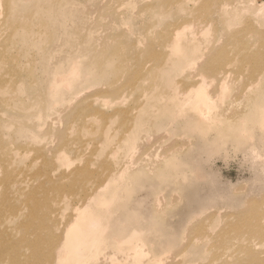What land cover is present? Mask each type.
Returning a JSON list of instances; mask_svg holds the SVG:
<instances>
[{"label": "rangeland", "instance_id": "obj_1", "mask_svg": "<svg viewBox=\"0 0 264 264\" xmlns=\"http://www.w3.org/2000/svg\"><path fill=\"white\" fill-rule=\"evenodd\" d=\"M0 1V151L5 147L15 158L8 165L9 173L31 183L27 188L33 184L40 186L38 190L45 183L49 187L60 185V190L39 191L37 195L39 204L42 202L40 210L50 202L45 209L58 227L77 213L72 204L92 192L96 184L104 187L114 169L122 171L116 180H110L109 185H113L105 186L109 193L103 190V199H112L101 205L112 214L106 236L120 227L123 233L119 237L140 244H122L121 249L125 248L114 255L119 256L115 260L106 255L117 248L107 244L100 253L94 249L87 264L103 259L101 264H159L155 261L161 255L173 264L207 262L215 249L206 238L196 241V229L213 224L224 227L252 207L264 209V121L261 124L257 114L246 116V124H251H247V133L244 128L233 134L220 126L217 117L219 113L231 116L234 109L249 115L252 108H258L256 102L264 110V74L259 80L258 74H253V63L245 60L246 55L264 54L261 36L254 31H264V0H236L227 6L229 16L213 13L211 29L204 37L196 26L188 29L191 32L186 37H198L203 49H209L205 58H225L219 70L227 71L229 78L223 82L219 74L209 77L198 62L185 64L182 54L165 46L173 29L183 24V17L191 16L194 4L188 3L183 10V5H167L161 0H8V7ZM63 1L70 7L64 14ZM58 9L65 17L61 18ZM234 37L240 41L236 43ZM202 39L205 45L212 40L209 48ZM157 54L161 57L155 59ZM72 68L81 74L80 79L71 85L65 81L64 91L52 102V78H67ZM204 92L211 98L203 97ZM191 93L196 96L191 97ZM173 102L178 109L177 104L171 106ZM127 139L132 143L129 146ZM77 168L85 170L74 174ZM45 169L66 174L49 183ZM1 172L0 181L5 174ZM35 178L37 183H33ZM1 191L2 187L0 195ZM13 193L19 197L13 202L22 210L17 218L19 226L15 227L16 223L5 231L0 248L13 245L31 255L26 242L29 233L20 227L31 221L30 208L26 195ZM129 226L135 231H128ZM127 232L134 235L126 236ZM237 244L234 240L229 247L235 249ZM186 246L190 247L188 253L183 250ZM259 249L263 251L264 246ZM1 258V264H9L7 253Z\"/></svg>", "mask_w": 264, "mask_h": 264}, {"label": "bare ground", "instance_id": "obj_2", "mask_svg": "<svg viewBox=\"0 0 264 264\" xmlns=\"http://www.w3.org/2000/svg\"><path fill=\"white\" fill-rule=\"evenodd\" d=\"M127 1H129V0H127ZM234 1H236V0H233V1L232 0H222V1L221 0H161V3L167 4V5L172 4V3L174 4V2H176L178 5H181V6L183 5V10H185V7L186 6L188 7V5H187L188 3L189 4L191 3L192 5L193 4L195 5L194 6L195 7L194 9L189 7L190 10H191V12H189V13L191 14V16H189L187 18H184L183 17V24L177 25L173 29V31L171 32V35H170L171 38L170 37L168 38V43H166L165 46H169L171 52L174 51V53H175V50H177L176 53L178 52V54L179 53L182 54L183 55V61L185 62V64H193V63L196 64L195 62H198L197 64L198 65L200 64V66L203 69H206L207 72L210 74L209 77L217 76L219 74V76H220L219 80H221V82L226 81V79L228 77V73H226L227 71H222L223 69L222 70H219V67H221L223 64H225V61H223L225 58L224 59H222L223 57H221V58H218V57H212V58H210V57L208 58L207 57V58H205L206 57L205 56L206 55L205 52H207L209 49L208 50L206 48H205V50L203 49L204 46L202 45V42L200 41L201 42L200 43V42H198V40H196L198 37H196V39L195 38L193 39V37H195V36H193L194 33L191 34L193 37L190 35V37H192V38H188L189 35L187 37H186V35L188 34L187 33L188 31L191 32L188 29H190L191 27L193 28L194 26H196L197 27L196 29L199 28L201 30V32L203 33V34H201V36L204 37V35H205L204 33L208 32L209 29H211L209 27L211 25L210 24V21L213 19L212 18L213 17L212 14L213 13L220 12L223 16H229L231 11L229 10V8L227 6L230 5V4H232ZM64 2H66V1H63L62 2V4H63L62 6L60 5L61 7L65 6L64 7L63 14L66 11V9L68 8V3L66 2L67 3V6H66V4ZM130 2H131V0H130ZM198 2L200 4L197 7L196 4ZM59 3H61V2H59ZM4 5L6 7H8V0H4ZM59 9H58V11L60 12L59 14H60L61 18L65 17V16L61 15L62 12L60 10H62V9H60V10ZM68 9H70V7ZM218 15H220V14H218ZM62 21L65 22V20H62ZM63 26H64V23H63ZM229 26L230 25H228V27ZM248 26H247V29L254 30V27L253 28H249ZM193 31H195L197 33L199 30L196 31V30L193 29L192 32ZM254 31L261 36V41H262V44H263L264 43V31H260V30H254ZM182 33H183V36H180ZM198 33L200 35V32H198ZM180 37H183V41H180V39H181ZM184 37H186L188 39H184ZM205 37H207V36H205ZM200 38H199V40H200ZM207 38H210V37H207ZM207 38H205L206 41L208 42V40H209V42H210V39L211 38L210 39H207ZM233 39H234V41L236 43H238L240 41V38L239 37H234ZM203 40L204 39H202V41ZM65 41H67V40H65ZM207 42H206L207 45L208 44H210V45L212 44V40H211V43H207ZM65 43H67V42H65ZM242 43H243V40L240 42V44H242ZM203 44L205 45V42ZM207 45H205V46H207ZM171 47L173 48V50H171L172 49ZM207 48H209V46H207ZM221 50H223V49H221ZM77 51H79V48H78ZM81 51H83V50H81ZM85 54H87V52ZM79 55H81V54H79ZM213 56H215V54ZM160 57L161 56L159 54L155 55V59H158ZM227 57H228V55H227ZM74 58H75V56H74ZM67 59L69 60V58H67ZM83 60H84V58H83ZM245 60L249 61L250 63H253V65H252L253 66V70H252L253 71V74L254 75H257L258 74V77L257 78L259 79L260 78L259 75L261 76V75L264 74V54L262 55V54L257 53V54L246 55L245 56ZM166 61L168 62V59ZM54 63L52 64V66L55 65ZM60 65L61 64L59 63V68H60ZM64 66H65V64H64ZM75 67H76V65H75ZM85 67H87V66H85ZM57 68H58V65H57ZM72 70H73V71H71L72 74H70L67 78L62 77L61 79H59L57 77V75H55L56 77L52 78V82L50 81L51 82L50 83L51 86H49V87H51V89L53 90V93H52L53 95L50 93L52 95V98L51 99H53V100H51L52 102H55V96L57 94H59L60 92H63L64 91V90L63 91H61V90H62V85H65L66 84V83L63 84L65 81L66 82H69V84L71 85L72 82H74L75 80L77 81V80L80 79L81 74H79V72L76 73V70L77 69L76 68H74V69L72 68ZM59 71H60V69H59ZM52 74H54V73L52 72ZM67 75L68 74H66V76ZM222 84L224 85V83H222ZM175 86L179 87L178 85H175ZM175 86H174V88H175ZM63 88H64V86H63ZM171 88H173V87H171ZM197 88L198 87H196V89ZM48 89H50V88H48ZM220 89H222V88H220ZM248 89H249V87H248ZM3 90H6V88H3ZM68 90H69V88H68ZM190 90L193 92L194 89L192 87H190ZM190 90L187 91V92H190ZM174 91H175V89H174ZM198 91L203 92L201 89L200 90L198 89ZM50 92H52V91H50ZM69 93H71V92H69ZM98 93L99 92H97L96 94H98ZM154 94H156V93L153 92V95ZM191 94H192L191 97H193L195 95V94L193 95V93H191ZM206 94H208V92L205 93V95L203 97H208L209 96V95L207 96ZM254 94H255V92H254ZM51 95H50V97H51ZM159 95L162 96V98H163V94L159 93ZM175 95L176 94H174L173 97H176ZM59 97H57L56 100ZM89 97H92V96L90 95ZM155 97L157 98L156 95H155ZM177 97H179V96H177ZM182 97H183V95H182ZM185 98H187V97H185ZM188 98H189V96H188ZM208 98H211V97H208ZM97 99H99V98H97ZM160 100H162V99H160ZM183 100H185V99H183ZM168 101H169V99H168ZM173 101H175V100H173ZM202 101H203V98H202ZM262 101H261V103H262ZM178 102H180V101H178ZM192 102H193V100H192ZM203 102L205 103V101H203ZM51 103H50V105H51ZM256 103H254L255 104V107L258 106V108H255V110H254V108H252L251 110H253L255 112L252 111V113H251V111H250L251 114H249V115L242 114L243 113L242 111H238V110L234 109L235 111L232 112V115L231 116L228 114L230 117L229 116L228 117H225L226 116L225 115L224 116L225 118L222 116L223 117V119H222L221 115H223L224 113L223 114L219 113L220 115L217 114V117L219 119H221L219 121L218 118H217V121H219V123L221 124L220 126H224V130L227 129V128H228V130H233L232 133L234 131H236L237 129H239V131H243L244 128H245V130L247 129V127H248L247 124H249V123L246 124L247 121H245V120H248L249 121V119L246 116H249L250 117V115H256L257 114L258 115V118L257 119H259L258 121L262 124V122L264 121L262 115L264 113H261V111L263 110L261 107H263V106L262 105L259 106L260 102H259V104L258 103L256 104ZM163 104H165V103H163ZM171 104H172V102H171ZM176 104L177 103L175 102L171 106L174 107V105L176 106ZM193 104H194V102H193ZM212 104L214 105V103H212ZM56 105H58V101H57V104ZM200 105L201 104H199V106ZM204 105L206 106V104H204ZM159 106H161V105H159ZM164 106H161V107L164 108ZM230 106H231V104H230ZM53 107L54 106H52L51 108H53ZM166 107L167 106H165V108ZM214 107H215V105H214ZM157 108H158V106H157ZM176 108L178 109V104H177V107ZM158 109H160V108H158ZM201 109H203V108L201 107ZM256 109H257V111H256ZM165 110H167V108ZM168 110H169V106H168ZM144 111H145V109L143 110V114L145 113ZM151 111H153V110H151ZM139 112H142V110L139 111ZM212 112H213V110H212ZM263 112H264V110H263ZM135 116L137 117V115H135ZM210 116H212V115H210ZM146 118H147V115H146ZM250 118H252V116ZM144 119H145V117H144ZM134 120H136V119H134ZM253 120L255 122V119H253ZM253 120H251V121H253ZM55 121H53V122H55ZM215 121H216V118H214V122ZM251 121H250V123H251ZM59 122H61V121H59ZM136 122H134V123L136 124ZM202 123H203V121H202ZM135 124H133L132 126H134ZM216 124H218V123L216 122ZM53 125H54V123H53ZM140 125H141V123H140ZM144 125H146V124H144ZM206 125H207V123H206ZM249 125H251V124H249ZM263 125H264V123H263ZM135 126H137V125H135ZM135 126L133 128L136 129L137 127H135ZM210 126L212 127V125H210ZM138 128L140 129V127H138ZM208 128H209V126H208ZM262 128H263V126H262ZM141 130L143 131L142 128H141ZM129 132H130V130L128 131V133ZM135 132H137V131H135ZM246 133H247V130H246ZM130 134H133V133H130ZM139 134H140V132H139ZM235 134H236V132H235ZM129 135H127V137ZM137 136H139V135L137 134ZM132 138H134L133 135H132ZM132 138H131V140H132ZM131 140L130 139H127V143L124 140H121V141L122 142L124 141V143H126V145L129 146V143H131ZM148 140L150 141V139H148ZM133 141H134V139H133ZM137 143H138V141H137ZM142 144L139 147H142ZM126 145H124L125 148H129V147H126ZM6 149L7 148L4 147L0 151V172L3 170L4 172L3 171L2 172L5 173V174H3L4 177L1 176L3 178L0 181V187H2V191H1V195H0L1 196L0 197V199H1L0 200V239H2L4 237V233H5V231L8 228H12L11 227L12 225L15 226V224L17 223V218L19 217V215L22 212L21 206H17L16 203L13 202L14 200L17 201L16 198H19V197L13 196L14 195L13 192H15V194L16 193L19 194V196L26 195L25 203L27 205V208H30L29 216H30V220H31L29 223H26V224H23V225L20 226L21 229L26 234L29 233L28 234V237L26 238V242H27V244H28V246H29V248L31 250V255H24L23 253H21L20 248H18L16 246H13V245L6 246V247H1L0 248V255L2 253H7L8 256H9V264H87L88 260H91V257H92L91 255H94L93 250L94 249L99 250V253H100V251L103 248H105V246L107 244L113 246L114 249L117 248L116 250H114L111 253H109L108 255H106V257H109L110 260H115V258L117 259V257L119 259V256L116 255V257H115L114 255L116 253L122 251L125 248L124 247V248L121 249L122 244L129 243L130 245H134L132 247H137L138 244H140V242L139 243L138 242L136 243L135 241L131 240L130 238H125L124 239V236H122L123 238L121 236L119 237V235H121L123 233V231L120 230V227H118L117 228V231L114 232L111 236H106V232H109V231H107V229H108V227L111 226V220H112L111 217H112V214H110V212L108 213V210L107 211H103L104 209L106 210V208H104L102 210L101 208H103V207H101V205L104 204V206H106V204L108 203V201L109 200H112V199L111 198L110 199H107V198L106 199H103L104 198V193L105 192L106 193H109V191L107 192V190L109 189V187H108V189H106L107 187L105 188V186H107V184L109 185L110 180H112V182H113L120 175H122V173H121L122 171L117 170V168L114 169L112 171V173L110 174V176H109L110 178H108V179H110L109 182L107 181V183H105V186L104 187H102L103 186V183L96 184V186L92 189V192L86 193L84 196H82L79 199V201L77 203L72 204L70 207L73 206L74 213H76L75 211H77V213L76 214H73L72 213V215L70 216V219H67L63 224L60 223V225H58V227H57L55 218L51 216V214L49 213V211L47 209H45V208H48L49 207L50 202H48L49 204L46 203V204L42 205V210H40V204H42V202L39 204V200L37 198V195H38L39 191L40 192H45V191H48V190H55V189L56 190H60L61 189L60 185L55 183V185H53L52 187H49L45 183V184H43L41 186L40 190H38V188L40 186L39 185H36V184H33L29 188H27L31 183H26L25 180H21V179L18 180V179H16V176L15 175L12 177V175L9 173V171H8V165H10L11 163H13V161L15 160V158L14 157L12 158V155H10L11 153L9 154V152H7ZM139 151L140 150H138V152ZM130 154H132V153H130ZM152 157H153V155H152ZM145 161H146V159H145ZM151 165H153V163ZM54 170L55 169H52V170L49 171V169H45L44 172H43L44 176H46V178H47V180H48L49 183L50 182L52 183V181L54 179L58 178V177L63 178V176H65V174H66V173L65 174H61V173H57V172H52ZM67 170H69V168ZM84 170H85V168L84 169L77 168V169L74 170V174H77V173L81 174L82 172H84ZM2 172H1V175H2ZM89 173H91V172H89ZM68 175H69V173H68ZM108 175H109V172H108ZM120 179H121V177H120ZM103 180H104V178H103ZM40 182H41V180H38V183L41 185ZM33 183H37V179L36 178H35V180H33ZM110 185H113V184H110ZM113 187H115V186H113ZM105 189H106V191L103 192V190H105ZM26 190H28V191L25 192ZM106 193H105V195H106ZM113 193H116V192H113ZM17 194H16V196H18ZM111 195H113V194H111ZM101 196H103V197H101ZM96 197H98V198H96ZM99 197H101L103 200L102 201L100 200L99 203L96 205V200L98 201V199H100ZM114 199L115 198H113V200ZM69 203H70V201H68L66 204H69ZM252 208L253 209H251L248 213H245L243 215L240 214V216L242 215V217L239 220L237 219L238 221H236V222H227V223H225L224 227L222 226V227L219 228V225H217V224L214 225L213 224L212 227L209 226L208 228H205L206 227L205 226L204 228L201 227V228L196 229V231L198 233V236L195 238L196 241H200V240H203L204 238H206L207 240L212 241L211 242L212 243V247H214V249H215L214 252L212 253L210 259L207 262H201L199 264H264V258H263L264 250L262 251V250L259 249L260 247H263L264 246V209H254L255 207H252ZM18 223H19V221H18ZM18 226H19V224L16 225L15 227H18ZM56 227L59 230L58 231V235L56 234V230H57ZM135 229L136 228L134 226H132V227H130V229L128 231H131L132 232V231H135ZM41 230L44 233L41 232ZM128 233L129 232H127V235L126 236H130L131 235V234L128 235ZM132 235H134V233ZM197 238H199V239H197ZM108 239H111V240H108ZM234 240H237L238 241V244L236 245V248L235 249L232 246L229 247V244L232 241H234ZM242 241H244L243 244H241ZM91 248H93V249L90 250ZM189 249H190V247L186 246L183 250H184L185 253H188ZM68 255H71V256L70 257H67ZM106 257H105V259H106ZM102 258H104V257H102ZM102 258H101V260H102ZM109 258H107V259H109ZM156 258H157V260L155 261V263L157 262L159 264H173V262H171V260L170 259H167V257H165V256H162L161 255V256L156 257ZM1 260H3V258L0 259V262H1ZM105 261L107 262V260H105ZM101 262L100 261H96L94 264H101ZM192 262H193V264L195 263V261H192Z\"/></svg>", "mask_w": 264, "mask_h": 264}]
</instances>
